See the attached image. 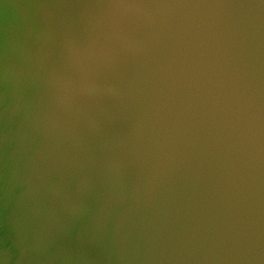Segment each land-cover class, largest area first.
I'll return each instance as SVG.
<instances>
[{
	"label": "water",
	"instance_id": "1",
	"mask_svg": "<svg viewBox=\"0 0 264 264\" xmlns=\"http://www.w3.org/2000/svg\"><path fill=\"white\" fill-rule=\"evenodd\" d=\"M20 2L0 264H264V0Z\"/></svg>",
	"mask_w": 264,
	"mask_h": 264
},
{
	"label": "rangeland",
	"instance_id": "2",
	"mask_svg": "<svg viewBox=\"0 0 264 264\" xmlns=\"http://www.w3.org/2000/svg\"><path fill=\"white\" fill-rule=\"evenodd\" d=\"M39 1V0H38ZM40 1H42V0H40ZM10 2V6H11V4L13 5V6H17L18 5V3L20 4L19 6H24V3L22 4L21 2H20V0H0V4H7V3H9ZM10 24V23H9ZM10 26V25H9Z\"/></svg>",
	"mask_w": 264,
	"mask_h": 264
}]
</instances>
